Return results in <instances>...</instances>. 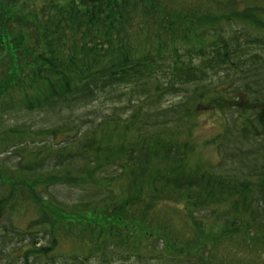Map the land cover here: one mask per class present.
Masks as SVG:
<instances>
[{"label":"trees","instance_id":"1","mask_svg":"<svg viewBox=\"0 0 264 264\" xmlns=\"http://www.w3.org/2000/svg\"><path fill=\"white\" fill-rule=\"evenodd\" d=\"M238 5L73 0L26 17L31 31L19 43L17 71L0 61V242L25 245L22 264L198 263L169 253L162 237L112 224H51L19 235L5 204L15 173L43 175L35 194L66 212L111 217L120 206L118 217L146 219L180 246L214 226L205 246L214 261L264 264V243L255 242L264 240V9L247 14ZM7 25L0 18V41L5 30L15 34ZM207 101L221 121L205 139L216 160L201 164L192 160L193 137L197 106ZM136 168L164 198L120 197L113 185ZM229 227L246 233L222 234ZM63 242L75 251L50 254Z\"/></svg>","mask_w":264,"mask_h":264},{"label":"rangeland","instance_id":"2","mask_svg":"<svg viewBox=\"0 0 264 264\" xmlns=\"http://www.w3.org/2000/svg\"><path fill=\"white\" fill-rule=\"evenodd\" d=\"M72 1L73 0H0V18L3 22L4 28L7 29L6 25L11 23V25L15 29V34H12L9 31L7 32V30H5L4 36L0 41V61L2 60L3 62L9 63V73H14L17 71V63L19 61L17 51H20L18 50L20 41H22L23 39H29V32L31 31L29 23L31 21H28L26 17L31 16L30 13L33 14L32 10L38 9L44 3L47 4L50 2H56L61 5H65L71 3ZM248 2L251 3L246 5ZM238 4V8L240 9L239 12L241 13L250 14L249 12H251V10H255V7L264 9V0H238ZM172 16L175 22L179 21V18L176 15ZM204 18L205 20H208V18H210L212 21H214V19L211 17ZM18 19L21 20L20 25L17 23V21H19ZM250 19V17L247 18V20L249 21ZM194 20H198V18H192V21L196 22ZM239 103L241 106L247 104L246 101H243V99H240ZM213 105L214 104H211V101H207L204 103H200L197 106V110L199 111L197 114L199 116V124L196 127L197 129L193 137L197 155L192 154L194 156L192 160H198L201 164L206 159L213 161L216 160L214 146L205 142V139L215 134L220 127V115L214 110ZM223 105L226 104L223 103ZM137 170L139 169L136 168L134 171L129 170L125 172L119 182H116L113 185L115 191L119 193L120 197L123 198L124 195H126L125 197L130 195L132 196V194L135 197H138L142 193L144 197L153 196L154 198H156V196H161L164 198L165 193L155 195L148 189L147 186L141 183L142 178L144 179L145 177L146 171L140 174L139 172H137ZM60 178L62 179V177H58L57 179L59 180ZM5 182L11 187V191L14 195L13 198L11 197L12 195L8 196L5 204H9L12 208V210L10 211L12 222L14 225H12V227L13 229H15V233L18 232L19 235L23 231L35 232L38 229H41L45 226L48 227V225L51 224H66L68 222H71L72 224L75 222L79 225H82L84 223H91L93 225H96L98 230L100 228L106 229V225L112 224L115 226L124 227L128 232L130 231L140 235L149 234L152 236L162 237L163 244L165 245L166 250L174 255L181 254L183 255L182 257L190 256L191 259L193 261H196L198 264H218L217 261H214L211 258L209 249L205 248L207 243H209V240L213 237V233L210 234L209 230L212 231L214 226H211L209 230L206 227L201 228L200 234L198 233V237L194 242L189 244V246H180L173 244V242H171L167 235L159 232V230H157L154 225L148 223L146 219L141 220L138 218L136 220H130L125 219L121 216L118 217L119 212L121 213L120 209H123L120 208V206L117 207V210L113 212V215L111 217H107L106 215L95 212L69 213L62 210L59 205L54 204L53 202L50 203L40 197H37V195L35 194L37 190H39V188L44 184L43 175H39L36 173L30 175L15 173L14 180L6 178ZM139 182L141 183V185L139 184ZM136 184L144 187V191L139 192L137 190L138 188ZM17 186H20L24 189L23 191L26 198L21 199V196L19 197L17 191V188L19 187ZM129 188L130 191L128 190ZM168 198L172 200L173 196H168ZM172 201L180 204L182 209H185V207L187 206L185 210H189L190 207H193V205H191V202H186V200L182 199L181 197H175V200ZM115 203L116 205H122L120 199H116ZM3 224H5V222H3ZM217 230L218 229H216V231ZM245 233L246 231L242 228L229 227L222 230V234H233V236H239L240 238L243 237ZM255 242L262 244L264 243V240ZM17 244L18 243L15 241H9L4 244L0 242V264H22L26 248H24V245L19 250L15 249ZM75 245L76 244L71 245L69 242H63L59 244L58 247L53 249L50 254L67 253L68 255H70L69 252L75 251ZM1 248H4L3 252H1Z\"/></svg>","mask_w":264,"mask_h":264},{"label":"water","instance_id":"3","mask_svg":"<svg viewBox=\"0 0 264 264\" xmlns=\"http://www.w3.org/2000/svg\"><path fill=\"white\" fill-rule=\"evenodd\" d=\"M90 1H99V0H90Z\"/></svg>","mask_w":264,"mask_h":264},{"label":"bare ground","instance_id":"4","mask_svg":"<svg viewBox=\"0 0 264 264\" xmlns=\"http://www.w3.org/2000/svg\"><path fill=\"white\" fill-rule=\"evenodd\" d=\"M59 225H63V224H59Z\"/></svg>","mask_w":264,"mask_h":264}]
</instances>
